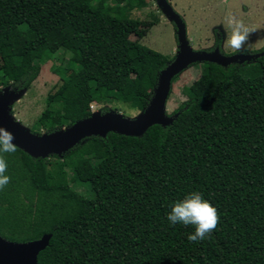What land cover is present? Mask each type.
<instances>
[{
  "label": "trees",
  "instance_id": "1",
  "mask_svg": "<svg viewBox=\"0 0 264 264\" xmlns=\"http://www.w3.org/2000/svg\"><path fill=\"white\" fill-rule=\"evenodd\" d=\"M150 1L0 0V93L29 89L60 52L80 59L59 60L60 80L33 133L71 127L106 98L138 112L149 106L175 59L130 38L141 25L132 12ZM213 50L225 55L221 37ZM203 67L171 124L140 137H88L51 156L52 167L19 148L0 153L10 177L0 189V236L51 235L38 264H264V55ZM193 191L219 215L198 242L187 239L192 226L167 220L170 205Z\"/></svg>",
  "mask_w": 264,
  "mask_h": 264
},
{
  "label": "rangeland",
  "instance_id": "2",
  "mask_svg": "<svg viewBox=\"0 0 264 264\" xmlns=\"http://www.w3.org/2000/svg\"><path fill=\"white\" fill-rule=\"evenodd\" d=\"M169 3L185 21L190 45L196 52H214L216 39L221 37L222 41L225 40L226 32L230 31L225 20L229 14L236 15L246 25L255 29L249 37V44L243 51L257 52L264 48V0H169ZM131 18L141 22L139 28L130 37L132 41L139 42L170 60L176 57L179 50L176 27L162 13L157 1H150L148 6L142 10H134ZM156 18L159 21H156ZM222 50L227 56L240 53L227 47L225 41ZM59 60H63L65 64L69 61L80 62L77 56L65 51L60 52L56 60L48 61L42 65L38 78L26 94L12 105L15 119L31 131L47 107L46 99L49 92L60 80L59 73H57L59 68H56V66L60 67L61 61ZM203 70V63H198L182 72L173 81L167 103L169 116L186 101L187 97L183 95V88L197 80ZM91 106L93 113L107 108L110 112L132 119L141 113L134 110L130 103L119 98H106L99 104L94 103ZM36 132L41 135L46 134L43 130ZM47 160L51 162L49 167H52L55 160L51 157ZM77 188L82 191L84 196L91 197L86 185L78 184Z\"/></svg>",
  "mask_w": 264,
  "mask_h": 264
},
{
  "label": "water",
  "instance_id": "3",
  "mask_svg": "<svg viewBox=\"0 0 264 264\" xmlns=\"http://www.w3.org/2000/svg\"><path fill=\"white\" fill-rule=\"evenodd\" d=\"M162 13L172 22L177 30L178 53L174 61L162 71L158 85L149 106L136 118H126L115 112H95L71 127H65L51 134L38 135L24 127L15 119L12 105L19 100L27 88L20 91L10 87L0 93V127L10 131L15 139L13 143L33 158L47 159L62 156L84 139L92 136L106 137L114 132L120 135L140 137L154 125L166 126L173 122L167 114V103L174 79L192 65L205 62L230 65L232 63H250L264 55L236 54L226 56L219 50L214 52H196L188 39L187 25L174 10L169 0H157ZM52 236L46 235L38 241L15 243L0 236V264H38L39 254L50 244Z\"/></svg>",
  "mask_w": 264,
  "mask_h": 264
},
{
  "label": "clouds",
  "instance_id": "4",
  "mask_svg": "<svg viewBox=\"0 0 264 264\" xmlns=\"http://www.w3.org/2000/svg\"><path fill=\"white\" fill-rule=\"evenodd\" d=\"M230 31L226 32L225 45L237 52H243L249 44V37L255 31L246 25L244 21L234 14L225 18ZM15 137L6 128L0 127V153H14L17 146L13 143ZM7 163L3 155H0V189H3L10 181L6 175ZM167 220L170 224H182L185 227L192 226L194 232L188 235L191 242H198L210 237L219 222L217 209L203 198L200 192L193 191L183 200H178L170 205Z\"/></svg>",
  "mask_w": 264,
  "mask_h": 264
},
{
  "label": "crops",
  "instance_id": "5",
  "mask_svg": "<svg viewBox=\"0 0 264 264\" xmlns=\"http://www.w3.org/2000/svg\"><path fill=\"white\" fill-rule=\"evenodd\" d=\"M187 31H188V30H187ZM224 41H225V40L222 41V45H223ZM222 51H223V50H222ZM225 52H226V50H225ZM223 53H224V52H223ZM224 54H225V53H224Z\"/></svg>",
  "mask_w": 264,
  "mask_h": 264
},
{
  "label": "built area",
  "instance_id": "6",
  "mask_svg": "<svg viewBox=\"0 0 264 264\" xmlns=\"http://www.w3.org/2000/svg\"><path fill=\"white\" fill-rule=\"evenodd\" d=\"M92 107V106H91Z\"/></svg>",
  "mask_w": 264,
  "mask_h": 264
}]
</instances>
